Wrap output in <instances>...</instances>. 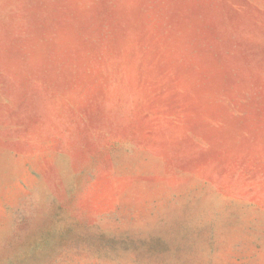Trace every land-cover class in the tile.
Masks as SVG:
<instances>
[{
	"label": "rangeland",
	"instance_id": "1",
	"mask_svg": "<svg viewBox=\"0 0 264 264\" xmlns=\"http://www.w3.org/2000/svg\"><path fill=\"white\" fill-rule=\"evenodd\" d=\"M0 264H264V0H0Z\"/></svg>",
	"mask_w": 264,
	"mask_h": 264
}]
</instances>
